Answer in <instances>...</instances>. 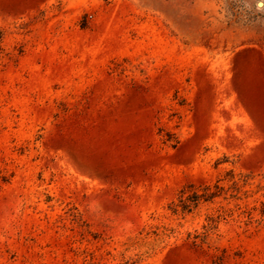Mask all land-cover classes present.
<instances>
[{
	"label": "rangeland",
	"instance_id": "rangeland-1",
	"mask_svg": "<svg viewBox=\"0 0 264 264\" xmlns=\"http://www.w3.org/2000/svg\"><path fill=\"white\" fill-rule=\"evenodd\" d=\"M0 264H264V0H0Z\"/></svg>",
	"mask_w": 264,
	"mask_h": 264
},
{
	"label": "trees",
	"instance_id": "trees-1",
	"mask_svg": "<svg viewBox=\"0 0 264 264\" xmlns=\"http://www.w3.org/2000/svg\"><path fill=\"white\" fill-rule=\"evenodd\" d=\"M198 198H199V197H198L197 195H194L192 200H193V201H197ZM183 208H186V205H185V207H183Z\"/></svg>",
	"mask_w": 264,
	"mask_h": 264
}]
</instances>
